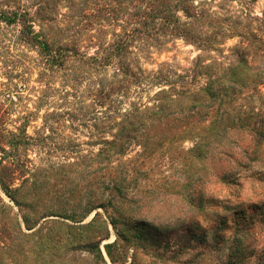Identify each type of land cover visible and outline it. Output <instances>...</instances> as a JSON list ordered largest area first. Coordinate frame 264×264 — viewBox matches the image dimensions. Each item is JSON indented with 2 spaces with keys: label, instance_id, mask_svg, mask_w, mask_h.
Returning <instances> with one entry per match:
<instances>
[{
  "label": "rangeland",
  "instance_id": "rangeland-1",
  "mask_svg": "<svg viewBox=\"0 0 264 264\" xmlns=\"http://www.w3.org/2000/svg\"><path fill=\"white\" fill-rule=\"evenodd\" d=\"M244 5L253 16L263 17L264 0ZM15 30L0 25V132L25 124L34 139L20 150L27 170L25 176L16 174L14 186L27 177L21 194L33 202L36 212L31 215L36 221L30 230L21 224L26 235L19 233L17 206L0 190L8 205L0 215V264L91 260L93 248L86 243L101 232L97 226L87 230L80 225L95 211L99 221L110 217L116 221V228L108 223V236L99 243L106 264H264V79L252 90L241 88L244 95L232 103L217 105L225 122L233 119L240 125L228 124L223 137L210 146L192 132L179 133L185 119L176 120L180 106L174 105L165 110L167 119L152 121L156 133L144 119H132L120 133L122 114L151 106L148 97L157 86L115 91L110 100L100 98L99 106L95 71L70 61L66 70H44L36 51L22 45ZM237 41L227 39L220 46L224 57L220 55L219 61H234L231 48ZM142 50L135 49V58L145 72L162 66L182 73L195 67L202 54L179 39L161 49ZM206 59L202 54L200 60ZM248 59L251 65L264 67V54ZM103 78L107 84L120 76L107 69ZM203 81L200 76L191 82L195 86ZM201 118L196 119L202 122ZM115 134L124 143L123 151L111 153L108 160L100 157L99 162L94 156L102 147L97 136L111 139ZM196 141L201 142L199 149L193 148ZM60 161L74 165L62 175L50 171L44 176V168ZM121 174L128 179L125 198L104 190V198H111L112 204L94 207L99 181ZM72 210L79 217L66 218ZM21 212L28 209L21 207ZM121 217L127 218V226ZM113 241L111 261L104 245Z\"/></svg>",
  "mask_w": 264,
  "mask_h": 264
},
{
  "label": "trees",
  "instance_id": "trees-1",
  "mask_svg": "<svg viewBox=\"0 0 264 264\" xmlns=\"http://www.w3.org/2000/svg\"><path fill=\"white\" fill-rule=\"evenodd\" d=\"M251 1L0 0V25L16 27L17 40L36 51L38 65L44 70L52 73L66 70L70 61L84 66L88 71H95V96L99 97L97 100L100 103H96L99 106L102 103L100 98L110 100L115 91L125 92L131 87L144 85L157 86V90L148 97L151 106L134 107L122 114L118 132H124L125 124H130L132 119H144L142 121L151 122L148 121L147 128H152L156 133L152 121L167 119L170 115L165 110L169 105H174L180 106V116L176 120L185 119L184 127L178 129L179 133L192 132V136L206 141L203 145L210 146L217 137H223L228 124L240 125L233 119L225 122L217 105L232 103L242 94L241 88L249 87L252 90L255 84L264 79V67L253 66L248 59L250 55L264 54V9L263 17L253 16L244 5ZM234 3L239 8L233 9ZM257 21L258 24L254 25ZM235 37L238 41L231 48L234 61L227 64L219 61L220 55L224 57L220 46L227 39ZM177 39L195 46L200 53L206 54L208 61L200 60L202 54H199L195 67L182 73L171 72L162 66L155 71L145 72L137 64L136 48H145V51L161 49L164 44ZM91 47L93 50L89 53ZM107 69L120 78L105 84L103 75ZM200 76L204 78L203 84L194 86L191 81ZM185 109H191L189 114H185ZM196 118H201L202 122ZM186 120L187 123H184ZM240 123L242 125L244 122ZM25 127L23 124L16 127V131L4 132L2 129L0 132L3 139L0 144V190L17 206L16 229L22 235L26 234L21 230V224L30 230L36 221L31 215L36 212L33 202L21 194L27 177L20 185L14 186L16 174L25 176L24 171L27 170L20 158V150L27 148L34 140ZM97 137L102 147L94 156L99 158V162H103L100 157L108 160L111 153L123 151L124 143L116 139V134L111 139L103 135ZM199 147L201 142H194L193 148ZM72 165L74 162H56L43 169L44 176H48L50 171L62 175ZM99 184L101 191L97 194L94 207L104 208L112 204L111 198H104V190L109 189L121 199L126 196L128 179L122 174L110 177L107 182L100 180ZM21 207L27 208L28 212L22 213ZM6 209L8 205L0 195V215ZM83 211L87 213L89 208L84 207ZM76 216L79 217L72 210L66 218ZM98 217L99 213L95 211L91 220L80 225L87 230L97 226L101 235L86 243L93 248L91 260L79 264H106L99 243L102 237L108 236V223L116 228V221L113 217L107 222L99 221ZM120 219L123 226H127V218ZM117 235L122 237V233ZM114 243L104 245L111 261L110 249ZM70 261L67 258V262Z\"/></svg>",
  "mask_w": 264,
  "mask_h": 264
}]
</instances>
